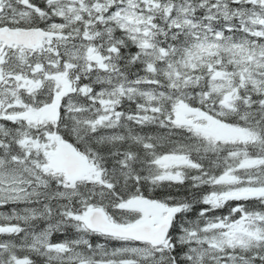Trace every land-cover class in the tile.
Here are the masks:
<instances>
[{
    "label": "snow or ice",
    "instance_id": "obj_1",
    "mask_svg": "<svg viewBox=\"0 0 264 264\" xmlns=\"http://www.w3.org/2000/svg\"><path fill=\"white\" fill-rule=\"evenodd\" d=\"M0 264H264V0H0Z\"/></svg>",
    "mask_w": 264,
    "mask_h": 264
}]
</instances>
